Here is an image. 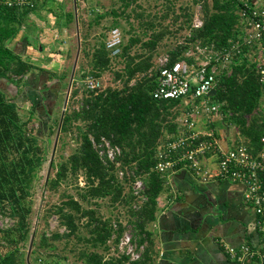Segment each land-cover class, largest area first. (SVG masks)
Wrapping results in <instances>:
<instances>
[{"label":"trees","instance_id":"16d2710c","mask_svg":"<svg viewBox=\"0 0 264 264\" xmlns=\"http://www.w3.org/2000/svg\"><path fill=\"white\" fill-rule=\"evenodd\" d=\"M46 2L43 0L36 7L23 10L0 7V211L14 219L12 225L0 226V264H30L24 252L32 211L28 196L46 160L29 123L36 111L32 107L25 111L17 99L20 93L30 89L26 75L31 70L44 68L28 59L29 54L17 51L8 42L22 40L25 48L32 44L26 34H20L22 19ZM109 5V11L88 9L89 19L77 17L82 26L100 29L90 48L89 44L81 47L90 60V67L79 69V79L100 78L107 68L115 64L116 79L122 83L120 86L86 87L88 93L83 96L80 106L70 112L65 108L61 131L66 132L74 120L79 119L83 124L77 126V146L55 164V175L47 176L45 186L57 188L68 170L84 174L85 191L78 192V196L67 195L64 204L56 208L62 214L61 223L67 229L63 235L66 236L77 232L75 219L87 216L84 225L91 235L89 244L95 248L80 252L79 257L84 264H126L129 256L109 254L110 246L127 228L126 221L132 222L137 231V235L133 233L137 245H143L141 256L132 263L153 264L155 250L149 224L155 218L157 197L166 181V173L156 170L155 164L158 152L177 132V117L182 111L181 98H156L152 94L159 72L156 58L164 52L168 54V62L181 59L195 62L201 58L198 56L196 59V46L226 47L240 30L242 0H154L146 6L139 0H110ZM160 10L162 13L159 14ZM197 11L202 22L194 26L193 18ZM109 12L113 13L112 18L101 24ZM65 15L67 22L75 16L72 10ZM167 23L176 24L174 31L168 30ZM158 24L162 25L161 29H157ZM111 27H118L123 39L121 50L116 55H110L105 46ZM167 30L171 32L168 35L173 31L170 37L174 40L171 47L164 48ZM83 35L88 37L86 32ZM238 58L240 61L219 69L216 92L209 97L219 103L215 113L221 115L222 124L236 126L238 139L240 137L259 148V138L264 134L263 85L248 57L235 56ZM5 82V85L9 83L15 88L10 94L2 86ZM44 87L48 88V85ZM48 128L51 129L52 125L48 124ZM103 138L119 147V152L112 159L99 153L96 145ZM51 163L54 164L53 160ZM137 180L142 183L138 191L135 188ZM96 197L124 205V215L118 214L122 213L120 211L97 215L93 206L85 204ZM97 247H102V252ZM53 261V264L59 263L58 260Z\"/></svg>","mask_w":264,"mask_h":264},{"label":"rangeland","instance_id":"374dc122","mask_svg":"<svg viewBox=\"0 0 264 264\" xmlns=\"http://www.w3.org/2000/svg\"><path fill=\"white\" fill-rule=\"evenodd\" d=\"M151 1L154 0H139L144 6ZM102 3L106 5L101 6L100 4ZM109 4L110 0H78V8H74L73 0H47L46 3L23 16L20 34H26L32 44L25 48L22 40L20 42L12 39L8 42L17 51L21 50L29 54L28 59L33 60L35 64L44 68L41 71L37 69L31 70L26 75V83L30 89L17 96L22 109L26 111L28 107H32L36 111L34 119L29 123L33 126V134H36L37 142L42 148L41 152L46 155V160L39 169L38 177L33 181V185L30 188L31 194L28 196L32 211L29 215L30 229L28 238L25 241L24 252L30 264H53V260H58V264H84L79 257L80 252L95 248L91 247L88 241V237L91 235L84 225L86 224L87 216L75 219L78 222L77 232L66 236L63 235L67 232V229L61 223L62 214L56 210L58 206L64 204L63 200L68 199L69 195L78 196V192L85 191L87 185L85 184L82 171L74 174L68 170L66 177L61 180L55 189L46 187L45 181L47 174L48 177L55 175V164L59 160L66 158L77 146L76 141L79 139V128L77 126L78 124H83L78 119L72 122L66 132L61 131L60 127L58 130L66 96L65 108L70 112L73 108L80 106L83 96L88 93L83 78L79 79V69L81 67L88 69L90 60L87 55L83 54L81 47L83 48V46L89 44L90 48V44H92L100 30L94 26L91 28L82 26L77 17L91 18L89 14L87 15V10L91 8L99 12L102 10L109 11ZM157 8H160V6ZM70 10L74 12L75 16L71 21L67 22L65 13ZM158 13H162V10ZM106 15V19L103 18L101 24L108 23L113 13L109 12ZM167 24L168 30L174 31L173 28L176 24ZM161 28L162 25L158 24L157 29ZM168 30L164 35L166 38L163 37L166 42L162 46L164 48L171 47L174 40L170 37V35L174 34L173 31L172 34L168 35V33H171ZM83 32H86L87 38H85L86 35H83ZM163 51L161 49V52ZM163 54L164 52L161 53V55ZM157 62H160L159 58H157ZM114 68L115 64L114 66L112 64L111 67L101 74L99 78L101 87L104 85H121V80L116 79ZM5 84L6 82L2 86L9 94L14 91L13 85ZM46 85H48V88L44 87ZM74 90H76V93H73ZM29 100H31V104ZM182 107L183 104H181ZM181 116L182 114L178 117ZM196 116H198V125H207L212 122L216 125L219 124L222 130L226 127L222 124L220 118H214V115L208 117L207 115L197 114ZM48 124L52 125L51 129L48 128ZM30 126L28 125L29 129H31ZM83 126L82 128H84ZM228 128L234 135L238 136L236 126L230 124ZM51 156L54 164L51 163L49 167ZM97 198H92V200L85 203L88 206H93L97 215L103 216L119 211L122 213L118 214L124 215V205L113 203L107 198L101 200ZM65 208L69 209L68 206ZM13 223L14 219L12 217L6 212L0 211L1 227H6ZM126 227L125 230L130 231L135 239L136 236L134 237L133 233L137 235V231L134 230L133 223L126 221ZM55 233L61 235L55 236ZM32 249L36 251H32ZM96 249L101 252L103 250L102 247H97Z\"/></svg>","mask_w":264,"mask_h":264},{"label":"built area","instance_id":"2783aa9c","mask_svg":"<svg viewBox=\"0 0 264 264\" xmlns=\"http://www.w3.org/2000/svg\"><path fill=\"white\" fill-rule=\"evenodd\" d=\"M43 0H0V7L16 10L31 9ZM241 27L234 40L222 49L210 46H196L195 62L185 59L168 62V54L159 55L157 84L152 91L156 98H181L182 111L178 117L177 132L165 142L158 152L156 170L168 174L179 166H188L202 179L216 178L230 180L243 185V198L254 208L255 225L259 234L256 244L241 243L238 246L225 244L227 253L239 264H264V134L259 138L260 147L255 148L237 136L236 142L222 147L213 136L212 129H201L196 116L216 114L219 103L209 97V91L215 87L216 74L220 68L240 61L235 56H247L254 64L259 80L263 85L264 97V0H242L239 8ZM198 11L193 18V25L201 24ZM122 35L118 27H111L105 40L110 55L120 52ZM243 47H245L243 49ZM189 53V52H188ZM201 54V55H200ZM237 60V61H236ZM87 88H99V77L84 79ZM99 153L109 159L119 152L103 138L96 145ZM214 154L210 162L209 153ZM214 161V163H212ZM142 187L140 180L135 182L136 191ZM108 242H112L108 240ZM143 245H137L130 231L124 230L118 240L110 246L109 254L129 256L126 264L139 259ZM112 250V251H111ZM112 252V253H111Z\"/></svg>","mask_w":264,"mask_h":264},{"label":"crops","instance_id":"0c3cea01","mask_svg":"<svg viewBox=\"0 0 264 264\" xmlns=\"http://www.w3.org/2000/svg\"><path fill=\"white\" fill-rule=\"evenodd\" d=\"M210 125L199 124L201 129L216 131L213 136L222 147L236 142L237 136L227 126L222 130L219 124ZM208 155L205 163L214 157L211 152ZM149 227L155 250L153 264H239L227 253L225 244H256L259 240L254 208L243 198V185L202 179L188 166L166 174Z\"/></svg>","mask_w":264,"mask_h":264},{"label":"water","instance_id":"95a60500","mask_svg":"<svg viewBox=\"0 0 264 264\" xmlns=\"http://www.w3.org/2000/svg\"><path fill=\"white\" fill-rule=\"evenodd\" d=\"M73 1H74V8H76V0H73ZM71 78H72V75H71ZM215 92H216V88L213 87V88L210 89L209 94H214ZM66 100H67V96H66V99H65V102H64V107L62 109V114H61V117H60V120H59L58 130H59V127H60V124H61V121H62V117H63V113H64V110H65ZM51 162H52V156H51L50 161H49V167L51 166ZM47 176H48V174H47ZM47 176H46V178H47ZM31 240H32V238H31Z\"/></svg>","mask_w":264,"mask_h":264}]
</instances>
